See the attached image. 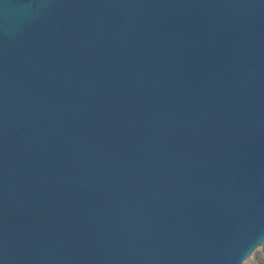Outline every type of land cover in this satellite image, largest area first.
I'll return each instance as SVG.
<instances>
[{"label":"water","instance_id":"95a60500","mask_svg":"<svg viewBox=\"0 0 264 264\" xmlns=\"http://www.w3.org/2000/svg\"><path fill=\"white\" fill-rule=\"evenodd\" d=\"M263 247L264 0H0V264Z\"/></svg>","mask_w":264,"mask_h":264},{"label":"rangeland","instance_id":"374dc122","mask_svg":"<svg viewBox=\"0 0 264 264\" xmlns=\"http://www.w3.org/2000/svg\"><path fill=\"white\" fill-rule=\"evenodd\" d=\"M248 264H264V247L255 254Z\"/></svg>","mask_w":264,"mask_h":264},{"label":"clouds","instance_id":"9594fccd","mask_svg":"<svg viewBox=\"0 0 264 264\" xmlns=\"http://www.w3.org/2000/svg\"><path fill=\"white\" fill-rule=\"evenodd\" d=\"M242 261V260H241Z\"/></svg>","mask_w":264,"mask_h":264}]
</instances>
